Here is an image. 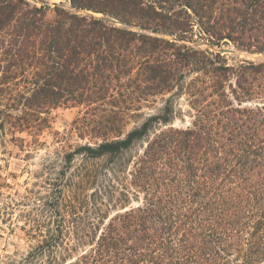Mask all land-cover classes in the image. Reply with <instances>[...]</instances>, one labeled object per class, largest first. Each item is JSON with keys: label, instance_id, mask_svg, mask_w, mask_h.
I'll list each match as a JSON object with an SVG mask.
<instances>
[{"label": "trees", "instance_id": "1", "mask_svg": "<svg viewBox=\"0 0 264 264\" xmlns=\"http://www.w3.org/2000/svg\"><path fill=\"white\" fill-rule=\"evenodd\" d=\"M70 2L76 13L55 6L49 21V5L0 0V145L7 131L39 135L59 107H84L77 129L100 139L7 204L36 242L18 264H264V61L229 66L159 36L193 42L197 27L264 55V0ZM193 74L191 126L160 130L167 106L124 133L130 97Z\"/></svg>", "mask_w": 264, "mask_h": 264}, {"label": "rangeland", "instance_id": "2", "mask_svg": "<svg viewBox=\"0 0 264 264\" xmlns=\"http://www.w3.org/2000/svg\"><path fill=\"white\" fill-rule=\"evenodd\" d=\"M26 1L31 6L49 5L50 10L47 13L49 21H53L56 17L55 6L76 13L75 9L71 7L70 0ZM78 14L90 15L96 18L104 17L93 12L83 11ZM112 23L118 27L125 26L123 23ZM152 35L155 36L154 33ZM159 36L167 40L177 41L179 44H187L202 51L221 52L227 59L229 66H238L245 61L255 63L264 61V55L240 51L229 41H222L220 47L212 45L208 41L209 37L204 33L200 34L197 27H195L194 35L188 36L193 39V42H181L169 36ZM224 50L229 52H224ZM196 77L197 75L193 74L184 81L174 82L172 90H166L162 94H135L134 97H130L127 106L131 110L126 111L124 114V133L127 134L140 127L148 118L160 115L167 106H170L173 111V122L168 126H160V130L170 127L184 129L191 126L192 116L195 113L191 107L192 98L187 94V88L189 91L194 90L192 83ZM232 83L236 87L234 80ZM227 91L229 92V89ZM105 109H109V107H105ZM85 111L84 107L53 109L47 115L50 127L45 128L36 136L27 132L12 134L7 131L6 143L4 146L0 145V264H18L36 245V242L27 236L26 231L29 230L30 226L21 215L20 210L16 206H10V209H7V204L9 205L11 200L20 199V197L26 195L27 190L32 189L36 183L40 182L37 177H39V173L43 171L44 167L51 162L59 161V156L74 150L80 145H93L100 142V139L92 135L85 134V136H82L77 129L81 126L77 121L85 115ZM146 141L135 145L132 156H138L144 151ZM139 204L134 201L131 206L137 207ZM117 210H120V207ZM109 214L110 218L114 217L116 209H112Z\"/></svg>", "mask_w": 264, "mask_h": 264}, {"label": "water", "instance_id": "3", "mask_svg": "<svg viewBox=\"0 0 264 264\" xmlns=\"http://www.w3.org/2000/svg\"><path fill=\"white\" fill-rule=\"evenodd\" d=\"M112 22H114V23H120V22H117L115 20H112ZM224 52H229V51L228 50H224Z\"/></svg>", "mask_w": 264, "mask_h": 264}]
</instances>
